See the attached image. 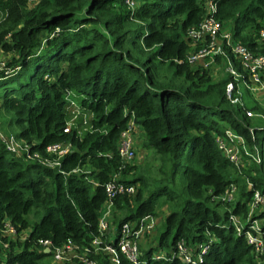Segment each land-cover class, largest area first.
Segmentation results:
<instances>
[{
    "label": "trees",
    "instance_id": "16d2710c",
    "mask_svg": "<svg viewBox=\"0 0 264 264\" xmlns=\"http://www.w3.org/2000/svg\"><path fill=\"white\" fill-rule=\"evenodd\" d=\"M205 1L0 0V131L21 142L11 150L0 138V264H49L51 252L38 243L47 238L54 245L70 239L97 264H111L92 239L114 244L129 223L134 238L160 211L158 244L139 247L137 262L119 254L120 264H258L231 216L248 217L253 191L264 193V107L253 96L232 103L229 74L188 61L196 47L187 32ZM212 1L234 40L264 53V0ZM214 62L226 65L222 56ZM69 100L90 115L85 133L64 130ZM130 119L148 156L142 165L118 152ZM227 129L242 138L230 143L237 164L218 144L219 137L230 142ZM54 142L70 149L52 165L56 157L45 148ZM116 174L134 191L112 197L117 233L110 240L99 223ZM251 218L264 219V202ZM179 241L193 257L200 244L208 249L186 262Z\"/></svg>",
    "mask_w": 264,
    "mask_h": 264
},
{
    "label": "built area",
    "instance_id": "2783aa9c",
    "mask_svg": "<svg viewBox=\"0 0 264 264\" xmlns=\"http://www.w3.org/2000/svg\"><path fill=\"white\" fill-rule=\"evenodd\" d=\"M128 2L131 6L134 5L133 1ZM215 11V3L212 0H206L205 11L201 21L198 25L188 29V36L196 48L189 52L187 59L189 62L202 61L207 65L214 61L216 55L224 57L226 59L224 69L230 76L225 86L226 96L232 103L243 104L244 88L256 93L264 91V53H256L234 40L230 29L215 16ZM260 37L264 39V29L260 30ZM229 52L239 61L238 64L234 63L233 59L229 56ZM134 126V122L130 119L120 134L118 152L121 158L126 161L132 160L135 154L134 145L136 139L133 133ZM69 129L70 127L68 125L64 128L65 131ZM225 133L230 142L228 143L224 138L219 137V147L231 161L237 164L239 162V150L234 143H230L234 142V140L241 142L242 138L229 129L225 130ZM0 138L11 150H18L20 147V143L11 135H6L0 131ZM69 149L70 145H63L60 142L48 144L45 151L48 154L53 153L56 157L50 164L53 165L58 163V159ZM254 159L260 161L258 156ZM116 178H118L117 174L105 187L108 198L104 204L100 218L99 230L101 232H109L110 230L108 226L109 221L106 220V217H110L112 197L124 191L128 193L134 191L133 186L125 187L122 183L117 182ZM233 190L232 188L231 191L226 194L228 200L233 199ZM263 202L264 193L256 189L252 193L248 217L241 219L234 215L231 216L237 231L243 233L248 244L251 245L252 254L258 264H264V225L260 222V219L251 218V215ZM5 225V233L14 236L16 234L15 228L10 225L9 222H6ZM139 231L138 229L136 232L138 233ZM127 232L128 227L127 224H125L118 236V240L114 244L111 241H103L99 235L95 236L91 242L94 252L102 250L107 253L111 264H120L119 254L133 262H137L140 249L138 244L127 235ZM26 234L27 233L22 232L20 233V237L24 238ZM38 243L44 250L51 252L52 257L57 262H70L73 261L74 258H79L80 264H97L94 258L88 256V248H84L85 252H82L81 248L70 239L59 245H54L52 240L48 238L39 239ZM207 249V244H200L199 251L196 253L195 257H193L183 241L177 243V252L182 255L183 260L186 262L196 263L197 260H202L203 254Z\"/></svg>",
    "mask_w": 264,
    "mask_h": 264
},
{
    "label": "rangeland",
    "instance_id": "374dc122",
    "mask_svg": "<svg viewBox=\"0 0 264 264\" xmlns=\"http://www.w3.org/2000/svg\"><path fill=\"white\" fill-rule=\"evenodd\" d=\"M4 54L0 53V57H2ZM210 65H214V75H219L221 73L225 72V69L223 67H221V65H219V63L216 62H210ZM226 73V72H225ZM244 102L246 103H250L251 98L253 96L252 93H250V91H248L247 89L244 88ZM252 95V96H251ZM254 97V96H253ZM261 99V105L264 107V94H262L260 96ZM70 101V105L69 106V110L67 112V125L72 128V127H76L79 131V134L85 133L86 131L89 130V121L88 118L90 117L89 114L87 113H81L78 109L77 106L75 105V103L72 100ZM255 116H258L257 114H254ZM2 123V121L0 122V124ZM2 125V124H1ZM3 128L4 125H2ZM3 130V129H2ZM231 130V129H229ZM7 130L5 129L4 134L8 135V133L6 132ZM134 136H135V145H134V149H135V154L133 159L131 160V162L135 163L136 165H142L146 162V160L148 158H146L147 153L146 151H144V149L141 146V140H140V136L142 135L141 131L139 130V128L135 125L134 126ZM21 143V142H20ZM148 157V156H147ZM263 205V204H262ZM261 205V206H262ZM111 213V211H110ZM162 218H163V211H160L158 213V215L153 216L151 219H149V221H147L144 226H142L139 230V232H135V237L132 238L140 247V249H145L149 244H153V245H157L158 244V235L159 232L161 230L162 227ZM112 216L110 217H106V220L109 221L110 223V233L108 235V238L110 240H114L116 237V233H117V229H116V224L112 222ZM264 219H260V222H262ZM150 222V223H149ZM129 225L132 227L133 223H129ZM150 225V226H148ZM128 227V231H130L132 228ZM127 230V229H126ZM27 233L29 231V229L25 230ZM126 233V232H125ZM82 252H85L84 249H81ZM159 255L162 254L163 256L166 254V249L165 248H161L158 251ZM70 264H80V260L79 258H74L73 261H70ZM49 264H63V263H58L52 256L50 257V261Z\"/></svg>",
    "mask_w": 264,
    "mask_h": 264
},
{
    "label": "crops",
    "instance_id": "0c3cea01",
    "mask_svg": "<svg viewBox=\"0 0 264 264\" xmlns=\"http://www.w3.org/2000/svg\"><path fill=\"white\" fill-rule=\"evenodd\" d=\"M250 93H251V92H250ZM252 94H253L254 98H255L257 101H259L260 103L262 102L261 99H260V96H261L262 94H264V91H263V92H260V93L252 92ZM251 96H252V95H251Z\"/></svg>",
    "mask_w": 264,
    "mask_h": 264
},
{
    "label": "water",
    "instance_id": "95a60500",
    "mask_svg": "<svg viewBox=\"0 0 264 264\" xmlns=\"http://www.w3.org/2000/svg\"><path fill=\"white\" fill-rule=\"evenodd\" d=\"M45 251H48V250H45Z\"/></svg>",
    "mask_w": 264,
    "mask_h": 264
}]
</instances>
